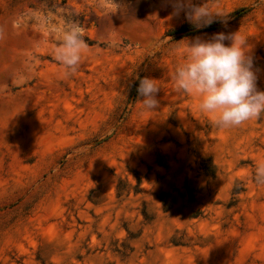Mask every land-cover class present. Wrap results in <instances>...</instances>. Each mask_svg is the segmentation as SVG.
<instances>
[{
  "label": "rangeland",
  "instance_id": "1",
  "mask_svg": "<svg viewBox=\"0 0 264 264\" xmlns=\"http://www.w3.org/2000/svg\"><path fill=\"white\" fill-rule=\"evenodd\" d=\"M206 2L196 30L168 0H0V264H264V112L218 126L172 79L183 39L235 33L264 91V0Z\"/></svg>",
  "mask_w": 264,
  "mask_h": 264
},
{
  "label": "clouds",
  "instance_id": "2",
  "mask_svg": "<svg viewBox=\"0 0 264 264\" xmlns=\"http://www.w3.org/2000/svg\"><path fill=\"white\" fill-rule=\"evenodd\" d=\"M168 4L170 16L182 14L196 30L210 26L220 16L210 10L206 0H168ZM57 39L55 58L70 73L80 64L86 48L81 29L70 24L58 32ZM183 40L185 61L174 69L172 79L178 91L198 98L201 112L213 114L215 123L222 127L238 126L264 112V91L257 89L253 56L244 38L215 32L207 39L197 36ZM134 79L138 81L136 94L143 109H158L159 87L155 79ZM255 178L264 183V164L258 165Z\"/></svg>",
  "mask_w": 264,
  "mask_h": 264
},
{
  "label": "trees",
  "instance_id": "3",
  "mask_svg": "<svg viewBox=\"0 0 264 264\" xmlns=\"http://www.w3.org/2000/svg\"><path fill=\"white\" fill-rule=\"evenodd\" d=\"M191 29L190 28H187V27H181L180 29L176 30L175 32L173 33H178V32H182V31H190ZM89 44L88 45H91L90 42H88Z\"/></svg>",
  "mask_w": 264,
  "mask_h": 264
}]
</instances>
